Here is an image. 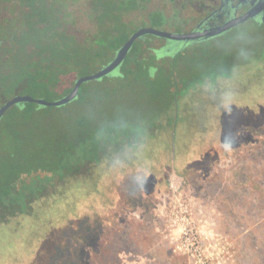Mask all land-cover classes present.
Listing matches in <instances>:
<instances>
[{"label":"rangeland","instance_id":"obj_1","mask_svg":"<svg viewBox=\"0 0 264 264\" xmlns=\"http://www.w3.org/2000/svg\"><path fill=\"white\" fill-rule=\"evenodd\" d=\"M87 9L80 0L75 19L63 17L78 38L95 28ZM138 25L181 29L154 14ZM24 28L18 16L1 27L0 50L9 48L6 67L25 79L32 56L23 46L35 41L43 67L87 58L71 67L76 76L112 58L95 56L87 37L71 46L52 23L21 33L16 54L17 42L1 41ZM238 35L185 50L180 61L190 73L176 81L117 74L85 82L77 103L21 108L22 119L10 108L0 120V191L38 175L55 190L43 205L41 198L7 205L22 211L0 216V264H264V31L244 26ZM144 40L168 46L161 57L177 49L159 36ZM19 93L55 100L67 89L15 83L0 103ZM148 122L155 129L148 142L128 139L144 136ZM103 139H124L123 148L98 161ZM137 205L161 207L143 213ZM186 207L190 218H182Z\"/></svg>","mask_w":264,"mask_h":264},{"label":"trees","instance_id":"obj_2","mask_svg":"<svg viewBox=\"0 0 264 264\" xmlns=\"http://www.w3.org/2000/svg\"><path fill=\"white\" fill-rule=\"evenodd\" d=\"M62 1L67 3L66 8ZM79 1L80 0H23L21 3L23 5L26 4V6L14 15H10L9 13L6 14L2 9L0 11V28L9 26L12 23V18L14 16L21 18L25 28L16 30L15 33H12L15 30L9 32L7 39H3L1 42L5 43L10 40L17 42L12 49L15 50L14 53L18 54L17 52H19V48L23 41V38L20 36L21 33L36 35L38 34L37 32L43 31V27L45 28L46 25L52 23L54 33L59 34L60 32H63L70 37V39H68L70 40L71 46H77L79 40L87 37L94 41L95 56L101 57V54L105 51L113 58L118 48L129 38L132 32L139 28L138 26L134 27V24L138 21L133 18H129L128 20L124 18V10L126 6L125 0H84L88 2V9L91 12V18H89L95 21V28L89 30L82 38H78L75 34L69 32L70 28L67 29L63 26V17L66 16L67 13L75 19L73 6ZM56 2H59V4ZM130 3L134 7L137 0H130ZM161 16L164 17L163 15ZM145 36L146 35L135 41L124 62L114 72L103 77L104 81H108L109 79L113 80L117 74L125 76L128 73L131 75L139 73L151 79L155 78L158 74L165 73L170 75L173 80L176 81L178 73L183 72L184 75L190 73L187 65L184 66V63L180 61L182 56L186 54L185 50H188V48L182 50L173 49L168 51V54L161 57L158 55V51L169 49L167 48L168 46L159 44L153 40L145 41ZM37 45L38 43L35 41L31 43V45L23 46L26 50L25 54L22 53V55L27 56L31 54L32 56L31 75L28 79H25L27 76L25 77V75L18 73L16 70L15 73H13L10 71L9 67H6L7 61L2 59V52L6 50L9 51V48L0 50V99L7 95L10 87L15 83H21L27 86L28 84H33L34 86L42 85L46 87L47 90L66 88L68 93L71 90L76 77L81 75L76 76V73L70 72L71 67H83L84 65H87V58L77 57L74 54L69 56L67 60H53L43 67L37 63V52L35 49ZM83 45L86 46L85 44ZM12 49H10V51ZM173 53H176L175 57L172 56ZM183 66L185 69H183ZM81 90L80 94L82 92ZM12 96L13 95L10 97ZM10 97L6 98L4 101ZM4 101H2L0 105L3 104ZM77 102L76 98L69 104ZM25 107H34L37 109L43 108H40L37 103L33 102H25L19 106H15V108L18 109L17 115L20 119L24 116V112L20 109ZM12 110H14V108L11 109V111ZM146 129L147 132L144 136L139 135L138 133H130L128 139L134 143L138 140H142L145 143L148 142L153 136V131H155V129L153 126H150V123L146 125ZM123 142L124 139H121L118 142H110L108 139H103V141L100 142L98 150V161H102L105 158H112L114 152H121ZM17 166L21 168L23 167V164H17ZM43 179L45 178L38 175L32 177V179H22L20 183L15 182L10 184L9 187H5L4 190L0 191V203L9 204L13 202H24L29 193L34 191V188L42 183Z\"/></svg>","mask_w":264,"mask_h":264},{"label":"flooded vegetation","instance_id":"obj_3","mask_svg":"<svg viewBox=\"0 0 264 264\" xmlns=\"http://www.w3.org/2000/svg\"><path fill=\"white\" fill-rule=\"evenodd\" d=\"M125 1L124 18L126 20L133 18L136 21H140L141 19H147L148 16L150 17L155 13L154 16L158 18L161 17L160 19L162 20L166 19L172 23L179 22L181 29L178 32H190L197 27L201 29L222 27L232 20L240 18L250 11L253 12V10H255L256 14L254 16H249L244 21L226 28L217 35L201 38L196 43L183 44L181 41H173L177 50L196 47L218 38L241 36L238 35V33L240 27L244 26H252L256 30L264 31V0H137L134 7L130 3V0ZM21 2H23V0H0V11L3 9V12H8L10 15L17 14L19 10L26 6V4L23 5ZM138 27L140 26L138 25ZM175 55L176 53H173L172 56L175 57ZM54 190V186L48 182V180L43 179L42 183L37 185L34 191L29 193L26 199L27 201H25L28 203L41 198L43 205V198L49 196ZM25 201L9 204L0 203V216L8 212L12 215L15 213L18 214L17 211L19 209L14 210L15 207L13 208V206H11L10 210L7 205H20L21 203H25ZM137 206L138 208L143 207L141 208L143 213H145L148 206L150 210H159L161 207V205Z\"/></svg>","mask_w":264,"mask_h":264},{"label":"water","instance_id":"obj_4","mask_svg":"<svg viewBox=\"0 0 264 264\" xmlns=\"http://www.w3.org/2000/svg\"><path fill=\"white\" fill-rule=\"evenodd\" d=\"M255 14V10H253V12L250 11L242 17L232 20L225 26L206 29H201L200 27H197L195 30L190 32H173L165 29L156 28L154 26H140L134 32L131 33L129 38L118 48L115 56L103 67L91 74L77 76L71 90L66 93L63 97L55 100H48L44 97H35L29 93L15 94L0 105V120L10 108L14 106H19L25 102L37 103L40 108L48 106H62L72 102L78 97L81 87L85 82L101 79L114 72L124 62L135 41L139 38H142L144 35H156L169 40L181 41L183 44L196 43L201 38H208L217 35L226 28L233 26L238 22L244 21L249 16H254Z\"/></svg>","mask_w":264,"mask_h":264},{"label":"built area","instance_id":"obj_5","mask_svg":"<svg viewBox=\"0 0 264 264\" xmlns=\"http://www.w3.org/2000/svg\"><path fill=\"white\" fill-rule=\"evenodd\" d=\"M187 208V207H186ZM177 216V215H176ZM190 218L191 216H190V213L188 212V208H187V210H186V214L185 215H182V218Z\"/></svg>","mask_w":264,"mask_h":264}]
</instances>
